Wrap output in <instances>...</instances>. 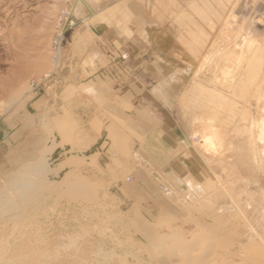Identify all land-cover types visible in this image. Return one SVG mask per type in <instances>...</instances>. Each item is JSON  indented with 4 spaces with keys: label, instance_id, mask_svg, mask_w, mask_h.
<instances>
[{
    "label": "rangeland",
    "instance_id": "1",
    "mask_svg": "<svg viewBox=\"0 0 264 264\" xmlns=\"http://www.w3.org/2000/svg\"><path fill=\"white\" fill-rule=\"evenodd\" d=\"M25 1L0 0L13 46L0 56V264H177L178 250V264L209 251L206 262L224 263L249 237L246 222L264 218V0ZM66 10L76 25L63 28L57 56ZM116 12L148 24L162 71L140 101L146 132H105L102 120L91 148L85 129L104 101L81 96L87 64L70 62L68 48L81 54ZM240 46L258 56L247 82L234 83L222 71L233 55L243 60ZM206 121L218 135L210 163L198 130ZM166 124L182 148L175 156L162 146Z\"/></svg>",
    "mask_w": 264,
    "mask_h": 264
},
{
    "label": "crops",
    "instance_id": "2",
    "mask_svg": "<svg viewBox=\"0 0 264 264\" xmlns=\"http://www.w3.org/2000/svg\"><path fill=\"white\" fill-rule=\"evenodd\" d=\"M122 14L123 12H116L110 16L107 21L111 20L115 25L98 31L95 38L90 37V45H82L84 50L81 54H76L77 46L74 44H69L68 48L70 62L78 56L82 66L87 64L82 72L81 80L78 81L81 84V96L86 92H92L93 99L104 101L97 104L96 111L90 112L91 128L85 129V135L91 140V144H89L91 148L99 140L98 129L102 120L106 126L103 129L105 132L108 127H111V129H117L123 133L130 132L131 126L138 133L146 132L152 122L146 118V108L141 106L140 101L151 97L148 92L150 87L157 83L155 79L157 68H160V72L162 71V67L157 61L159 62V59L162 58L163 45L157 42L155 34L151 33L148 24L143 19L139 20L138 27L134 28L132 27L134 18L120 19ZM153 36L154 41L151 44ZM88 46H90V50H88ZM148 49H151L152 52L150 56H148L150 52ZM101 104L104 105L103 108H101ZM85 115L83 114V116ZM169 127L166 124L162 128V136L165 137L162 146L170 148L174 155L176 149L182 148L178 147L177 140H175L177 136L174 137L172 133H169ZM103 146L105 145H101V147ZM177 223L172 222L171 226L184 225L178 221ZM201 223L205 227V221ZM245 227L249 237L240 239L234 249H231L234 251V255L225 256L222 264H264V218L256 223L248 221ZM243 233L245 234V232ZM183 253L178 250L175 254H170L169 256L173 257L170 261H177L178 264V260L184 259ZM221 255L223 254L221 253ZM188 260L193 263L201 261L200 264L213 263V261L206 262V260H211L210 251L204 252L203 257L198 259L194 257L192 259L188 253Z\"/></svg>",
    "mask_w": 264,
    "mask_h": 264
},
{
    "label": "bare ground",
    "instance_id": "3",
    "mask_svg": "<svg viewBox=\"0 0 264 264\" xmlns=\"http://www.w3.org/2000/svg\"><path fill=\"white\" fill-rule=\"evenodd\" d=\"M13 1L18 6L25 5V3H26L25 0H13ZM4 2H5V0H4ZM5 29L6 28H5L4 22L2 20H0V56L1 55H5V56L6 55H10L12 53V51H13V46H12L11 42L9 41V38H8V35H7V32H6ZM239 41H241V40H239ZM236 50L237 51H234V54H236V55L243 54L242 56H240L241 59H243V60H236V62H231V60L234 59V55L229 60L226 59V61H227V64H226V67H225V70L226 71L225 70L222 71V77L223 78H226V79H228V77H230V80L231 81H234V83H245V82H247L246 76H250L251 75L249 71L253 68V64L252 63H253V60H256L257 59L258 53H257V51L256 52H253L252 50H249L247 53L250 52V55H252V58H247V53H245L242 50V47L241 46L240 47H237ZM59 55H61V52H59V50H57V56H59ZM243 56H244V58H243ZM55 60H56V63H55L56 64V67H58L60 61L57 60V59H55ZM206 62H207V60H206ZM244 62L246 63L245 65H244ZM233 67H234V70L233 71H235L234 73L236 75L238 74L237 76L230 75V73L233 72V71L232 72L230 71L231 68H233ZM204 68L202 70H204ZM207 73L209 74L210 72H207ZM204 74H205V71H204ZM213 75L214 74H212V76ZM226 79H225V81H227ZM253 79H255V78H253ZM247 87L248 86H245L244 88H242L241 87V84H237V85H235V89H236L235 91L239 92L242 95L243 94H247V92H248ZM164 95L167 96V97H169L168 94H164ZM234 95L235 96H238V94L236 92L234 93ZM221 107H222V109H225L226 108L222 104H221ZM200 125H201V127L198 130L202 134L203 140H204V144L201 146V149L204 150L205 153H206L205 156L203 155V158H204V160L206 162L210 163V162H212L211 157H210V155H211L210 152L213 151V148L215 146L214 145V141H215V139L218 138V135L217 134L208 135V133H207V131H209L210 128H213L212 122L206 121V122L200 123ZM218 127H219V125H218ZM260 128H261V141H264V121L261 122V127ZM251 129L252 130L255 129V126L252 125ZM35 170L41 171V168L40 167H37V168H35ZM199 178L201 179L200 182L202 184L205 182V180H207V179H205L206 177H199ZM207 178H209V177H207ZM202 184L200 186H198V187H201L204 190V187H203ZM16 186H20V184H18ZM23 187H24V185H23Z\"/></svg>",
    "mask_w": 264,
    "mask_h": 264
},
{
    "label": "built area",
    "instance_id": "4",
    "mask_svg": "<svg viewBox=\"0 0 264 264\" xmlns=\"http://www.w3.org/2000/svg\"><path fill=\"white\" fill-rule=\"evenodd\" d=\"M66 13H64V18L65 20L62 19L63 21V27L61 29V31L58 32V36L56 38L55 41V52H57V50L61 51L63 50V41H64V32H63V28L67 25V23L70 21V16H71V12L69 10L64 11ZM76 24L74 23V21H70L69 22V27L72 28L74 27Z\"/></svg>",
    "mask_w": 264,
    "mask_h": 264
}]
</instances>
